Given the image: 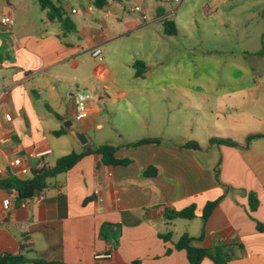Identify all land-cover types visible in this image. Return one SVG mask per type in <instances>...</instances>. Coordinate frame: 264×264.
I'll list each match as a JSON object with an SVG mask.
<instances>
[{"label": "crops", "instance_id": "0c3cea01", "mask_svg": "<svg viewBox=\"0 0 264 264\" xmlns=\"http://www.w3.org/2000/svg\"><path fill=\"white\" fill-rule=\"evenodd\" d=\"M106 1L102 9L108 7L107 12L96 16L102 9L90 0L87 12L69 8L67 2L63 12L52 0L73 22L75 30L69 32L48 18L39 0H6L2 5L0 18L9 16L13 25L0 22V181L10 175L28 179L34 169L102 144L116 147L115 158L130 163L105 165L100 155L88 154L48 179L40 202L36 194L23 204L16 190L0 185V257L31 260L23 264H189L186 252L174 243L185 233L197 238L204 229L197 246L232 245L229 264H264V232L257 231L255 222L264 223V136L245 147L249 136L264 135V76L247 62L245 76L194 81L195 89L185 99L195 113H203L201 124L193 118L195 127H171L176 121L169 102L175 77L161 45L172 35L164 34L163 21H173L185 0L175 9L159 7L150 14L136 5L139 11L133 12L142 17L133 25ZM200 5L205 15L219 17L227 11L234 17L264 18V0H200ZM219 25L229 29L235 23L221 19ZM149 27L154 29L142 31ZM96 47L102 60L91 55ZM138 61L145 68L134 66ZM162 68L167 70L159 76ZM78 90L93 95L88 118L79 122L73 119ZM153 104L150 120L146 108L152 110ZM213 137L231 139L239 147L211 145ZM154 138L161 143L128 146ZM188 141L200 149L178 147ZM46 150L50 153L36 155ZM17 157L24 158L27 175L10 166ZM150 167L156 173L145 175ZM226 188V196L203 223L205 205ZM248 192L260 201L254 212L249 211ZM5 199H10L8 208ZM190 205H195V218H176L167 226L166 211ZM104 222L121 225L116 249L98 236ZM168 230L171 240L164 241L159 235ZM201 264L214 263L206 258Z\"/></svg>", "mask_w": 264, "mask_h": 264}, {"label": "rangeland", "instance_id": "374dc122", "mask_svg": "<svg viewBox=\"0 0 264 264\" xmlns=\"http://www.w3.org/2000/svg\"><path fill=\"white\" fill-rule=\"evenodd\" d=\"M108 1L112 4L109 9L132 25L137 24L142 16L138 12L131 11V7L138 5L144 9V12L150 14L159 7L168 10L175 9L178 5L172 0H166V3H161L159 0H120L122 4H119L117 0ZM54 2L62 6L63 12L67 10L64 6L65 2L69 8L81 9L84 12H87L86 8L90 4L89 0H54ZM3 4H6V0H0V12ZM107 10L108 7L99 10L96 16L102 15ZM68 15L71 18L78 16L71 13ZM251 17L252 15L243 14L234 17L227 11L219 17L205 15L200 0H185L176 8L172 19L176 22L177 34L167 36L169 42L165 41L161 45L171 58V68L168 70L175 77V89L171 90L173 92L169 102L171 106H174L172 110H175L176 121L171 127H195L192 125L193 122L191 123L193 118L197 125L201 124L203 113H195L189 107V101L185 99V94L187 95L190 89H195L194 81L203 78L217 77L221 80L226 77L245 76L247 73L243 65L247 62H252L253 70L264 76V56H260L258 51L263 47L264 18L251 19ZM221 19L229 20L235 23V26L228 29L219 25ZM159 28L162 29L161 26ZM152 29L154 28L149 27L142 31L147 32ZM139 33L138 30L134 32L135 35ZM172 56L175 58L172 59ZM253 62H256L258 66H254ZM166 70L160 69L159 76H163ZM155 103L158 101L156 100ZM161 103L160 100L159 104ZM152 106V110L146 108V118L150 120L152 113H155V104Z\"/></svg>", "mask_w": 264, "mask_h": 264}, {"label": "trees", "instance_id": "16d2710c", "mask_svg": "<svg viewBox=\"0 0 264 264\" xmlns=\"http://www.w3.org/2000/svg\"><path fill=\"white\" fill-rule=\"evenodd\" d=\"M93 5L102 9L107 1L106 0H90ZM40 7L43 10L47 11L48 18L51 20H56L60 23L61 27L66 31L75 30V26L73 22L65 16V14L53 4L52 0H39ZM163 32L166 35H175L177 33L176 25L173 21L165 19L163 21ZM263 47L260 50V55L264 56V42L262 41ZM1 57V55H0ZM145 66L141 62H136L134 66ZM144 71V70H143ZM142 72L138 73L141 75ZM56 135L62 134V131L55 132ZM264 135H251L247 138L245 147L249 144V142L254 138L263 137ZM155 143L160 144L161 140L158 138L154 139H142L138 142L131 143L129 147H139L143 144ZM210 144L215 146H230V147H239L238 143L228 138H220L213 137L210 139ZM178 147L181 148H189V149H200V146L194 141L185 142ZM117 148L109 145L102 144L95 147L92 150H84L80 153H70L68 155H64L58 158L54 165L48 167H41L38 169H34L32 171V176L28 179H20L10 175L8 178L1 180L0 185L6 189H14L18 194V198L21 200L31 198L40 191H42L48 179L55 177L58 174L64 173L71 168H73L84 156L88 154H98L101 156V161L105 165H127L130 163V160L124 159L119 160L115 158V152ZM156 173V169L154 167H150L145 171V175H153ZM215 175L218 180L219 175V164L215 166ZM227 188L225 193L217 198L214 201L208 202L202 212L201 219L203 223L206 222L208 217L210 216L212 210L220 203V201L226 196ZM248 204L249 211L254 212L258 209L260 205V201L257 198V195L254 192H248ZM195 205H190L185 209L180 211H171L165 212V218L168 221L167 226L170 227L172 225V221L176 218H184V219H193L195 218ZM256 222V229L258 232H264V223L259 221ZM121 235V225L117 223L104 222L99 229V238L104 241L106 244L111 245L112 249H116L119 246ZM171 230H168L166 233L160 234L159 237L164 241L171 240ZM204 236V229H202V233L199 237L194 238L189 236L187 233L183 234L175 243L174 247L177 250H184L187 254V258L189 264H201L202 261L206 258L210 259L214 264H229V261L234 256V248L232 245H218L212 249L204 248L201 246H197L195 243L201 242ZM242 249V246L238 245ZM170 253V250H167V254ZM28 258L23 255L18 256H10L4 255L0 257V264H23L29 262ZM35 264H64L61 262H46L43 260H34ZM131 264H140L139 261H134Z\"/></svg>", "mask_w": 264, "mask_h": 264}, {"label": "built area", "instance_id": "2783aa9c", "mask_svg": "<svg viewBox=\"0 0 264 264\" xmlns=\"http://www.w3.org/2000/svg\"><path fill=\"white\" fill-rule=\"evenodd\" d=\"M175 3H178L180 0H172ZM132 11H139V7H133L131 9ZM72 12H75V10H72ZM0 22L2 25H5L7 27H12L13 25V20L9 16H2L0 18ZM92 57L97 58L99 60H102V51L99 47H96L95 49L92 50L91 52ZM93 95L89 91L85 90H78L75 95H74V112H73V119L74 121H83L88 118L89 116V110H88V103L92 99ZM7 120H10V115L5 116ZM50 153V150H46L43 152H39L36 155L38 157H42L43 155H46ZM23 160L24 158L22 157H17L15 158L11 163V167H15L18 169L16 172L19 175H27L30 170L28 167L23 165ZM3 174V171L0 169V176ZM37 201L40 202L43 199V195L41 194V191L39 193ZM35 196V195H34ZM33 196V197H34ZM27 198L22 201L23 204H27L30 202V200L33 198ZM3 206L4 208H8L10 205V199H5L3 200ZM109 257V255L107 256Z\"/></svg>", "mask_w": 264, "mask_h": 264}, {"label": "water", "instance_id": "95a60500", "mask_svg": "<svg viewBox=\"0 0 264 264\" xmlns=\"http://www.w3.org/2000/svg\"><path fill=\"white\" fill-rule=\"evenodd\" d=\"M88 150H91V148L89 147Z\"/></svg>", "mask_w": 264, "mask_h": 264}]
</instances>
